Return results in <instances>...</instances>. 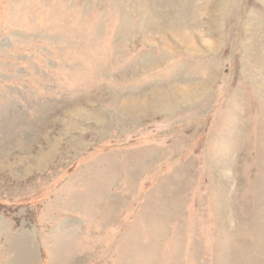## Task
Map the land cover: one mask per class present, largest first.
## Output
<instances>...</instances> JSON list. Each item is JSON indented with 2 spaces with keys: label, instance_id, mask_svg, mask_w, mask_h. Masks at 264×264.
Wrapping results in <instances>:
<instances>
[{
  "label": "rangeland",
  "instance_id": "374dc122",
  "mask_svg": "<svg viewBox=\"0 0 264 264\" xmlns=\"http://www.w3.org/2000/svg\"><path fill=\"white\" fill-rule=\"evenodd\" d=\"M0 264H264V0H0Z\"/></svg>",
  "mask_w": 264,
  "mask_h": 264
},
{
  "label": "bare ground",
  "instance_id": "6f19581e",
  "mask_svg": "<svg viewBox=\"0 0 264 264\" xmlns=\"http://www.w3.org/2000/svg\"><path fill=\"white\" fill-rule=\"evenodd\" d=\"M28 247V246H27ZM29 248V247H28ZM28 248L27 249H25V250H27V255L30 257V252H29V250H28ZM23 250V249H22ZM23 257V256H22Z\"/></svg>",
  "mask_w": 264,
  "mask_h": 264
}]
</instances>
